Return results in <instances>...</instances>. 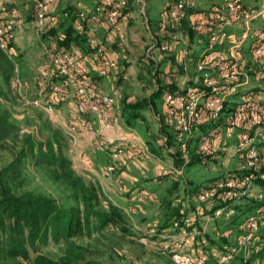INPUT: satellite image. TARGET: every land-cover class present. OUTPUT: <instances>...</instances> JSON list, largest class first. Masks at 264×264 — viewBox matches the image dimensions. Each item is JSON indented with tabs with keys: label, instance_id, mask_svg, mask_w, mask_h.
Listing matches in <instances>:
<instances>
[{
	"label": "rangeland",
	"instance_id": "rangeland-1",
	"mask_svg": "<svg viewBox=\"0 0 264 264\" xmlns=\"http://www.w3.org/2000/svg\"><path fill=\"white\" fill-rule=\"evenodd\" d=\"M163 1L147 0L145 7L140 4L135 7L136 15L133 19L135 22L132 23L133 20H131L127 26V38L128 28L135 24L139 29L137 32L142 35L146 47L148 46L149 34L146 30V19L151 24L152 29L155 28L160 21L161 2ZM245 1L252 8L264 6V0ZM15 2L18 5H15ZM85 2V0L80 1V3ZM25 4L26 1L24 2V0H0V25L5 22L6 18L12 17L15 21V38L10 41L11 45H8L7 50L0 48V116H6L10 124L8 134L4 140L0 141V172L16 162L18 153L23 146H26L27 137L30 136L38 142H45L47 139L53 138L54 134H61L64 141L62 143L63 151L70 161L72 171L86 181L101 187L106 198L103 200L104 207L107 208L108 202L122 207L127 223L135 233L133 238H135L136 244L134 245L121 242L118 237L119 234L114 228L93 233L90 238H86L83 242L91 251L83 264H176L169 252L164 251L166 244L174 241L179 243L181 239L180 230L173 226L175 221H179L183 227H187L186 223L189 221L190 226L196 228L197 233L189 240L190 247H186V249L191 247L200 249L207 258L206 264H264V207L248 213H244L243 209L245 208V199L264 202L263 188L254 181V190L251 191L250 196L228 206L226 202L221 201L224 194L218 187L220 183L240 178L243 174L242 169L246 167L244 163L245 153L243 151L236 152L230 148L235 147L240 142V135L246 132L243 127H238L241 122L238 120L235 108L242 105L247 107L252 101L259 106L264 104V89L258 88V90L253 91L252 88V83L255 81L263 83L264 86L263 79H259V81L254 79L255 68L250 71L242 69L241 83H247L249 87L243 88L244 84L239 87L243 89L240 90L238 96L234 94L226 98L227 113L222 115V117L224 116L222 119L214 122V127L209 124V129L202 132L198 131L196 134L194 132L188 141L187 152L180 149L176 136L173 134L171 145L168 146V149H164L161 157L153 155L150 158L143 154L137 160L124 157L119 162L120 164L116 165L117 169L114 172L106 174L105 168L108 164L113 163L111 162V154L115 145L120 144L127 150H130V146L127 142L119 140L114 144H105L106 147L97 150L96 146L100 137L96 126L90 128L89 131H79L70 135L68 128L74 123L71 113L76 105L75 92L72 89L67 92V101L60 105L56 104L55 112L52 114H47L32 104L33 98L42 95L41 90H44V93H49L51 86L58 81L52 75L54 67L46 50L54 49L59 44L45 38L44 33L37 30L34 24L33 3L29 1L30 5ZM25 6L26 12L24 13L21 7L25 8ZM3 9L5 11H2ZM13 9L17 10V14L11 16L10 12ZM252 28L255 31L264 30V20L254 21ZM153 31V33L159 32V29ZM251 42L248 41L244 45L246 55L241 57L242 60L244 57L248 61L251 59V54L247 53L252 48L248 45ZM157 53L163 55L159 50ZM157 53L154 56L156 61H149H152V65H150L152 72L154 66L159 65L161 71L164 69L161 67V62H157L159 60ZM133 57H137V59L134 58V63L121 61L128 78L119 83L115 81L114 90L117 91L121 86L124 95L131 100L144 96L150 97L158 88L157 81L154 82L152 77L141 79L140 76L144 70L141 62L142 56L133 55ZM259 60L264 62V57L259 58ZM44 72L49 73L50 80H47L43 85L44 87H41L39 84L42 83L41 76ZM7 74L8 77L6 78ZM168 74L171 75L172 80L181 78L183 75L181 71H171ZM163 75L165 76L162 74L160 78L163 79ZM16 80L21 83L20 92L15 90ZM99 85L107 91L112 90L110 82L99 81ZM180 87L185 88L186 86L182 84ZM236 96L237 98H235ZM146 116L153 132L160 134L158 138L165 135L160 129V120L152 109L146 113ZM123 124V132L121 129L113 128L107 134L108 138L115 140L128 135L133 140L132 142L138 146L143 144L148 146L143 126H140V130L126 125L124 121ZM215 128L218 129V133L222 134V138L221 141L216 142L215 151L206 156L207 153L200 152L199 146L203 140L209 138L210 135L207 134ZM166 130L172 132L171 127ZM248 135L254 136V128L250 129ZM262 136H257L256 141H254L259 152H264V132ZM166 145L168 143L158 144L164 148L167 147ZM182 154H184L183 157ZM182 158H186L187 163ZM197 158L199 161H196ZM89 161L90 163H88ZM193 162H200V164H192ZM163 163L175 168V175L158 180L157 178L162 173L161 166L164 165ZM262 166L264 165L260 164L257 170L245 172H253L256 175L255 178H258L261 175ZM19 170L21 175L15 177L13 183L9 179L12 174L11 171L5 172L3 177V180L11 185L15 192L32 191L51 197L64 206L70 204L66 201V189L61 183H56L53 180V175L48 168L36 167L31 158L26 157ZM173 183H177L178 188H181L179 193L173 189ZM208 192H215V195L202 202L200 195ZM224 199L227 201L228 198ZM167 201L171 203V207H167ZM223 208V214L218 217L215 216V210ZM178 209L183 218L174 219L167 225L165 220L168 212L172 210L171 213H173ZM229 210H234V212L230 213ZM250 216L256 218V229L243 227L245 220ZM233 220H235V224L232 225L230 222ZM7 237V233H0L1 248L6 247ZM210 237L213 245L208 240ZM220 238H225V241L220 240ZM64 248L63 243L51 242L46 246L40 245L37 249L28 247V250L32 261L39 254L57 258L64 252ZM226 253L230 258L227 261H222V258L227 255ZM0 264H29V262L22 259L5 260L0 253Z\"/></svg>",
	"mask_w": 264,
	"mask_h": 264
},
{
	"label": "built area",
	"instance_id": "built-area-1",
	"mask_svg": "<svg viewBox=\"0 0 264 264\" xmlns=\"http://www.w3.org/2000/svg\"><path fill=\"white\" fill-rule=\"evenodd\" d=\"M34 6V24L39 32L45 33L47 30H57L58 38L65 39V34L60 27L62 22L72 20L75 30L84 33L89 51L84 52L78 46L55 47L46 50L47 56L53 65V74L57 82L51 86L49 93L41 94L32 99V104L41 108L47 114L55 112L56 104L60 105L67 101V92L72 89L75 92L76 105L72 109L74 123L68 128L70 135L77 132H86L96 126L99 143L96 149H103L105 144H114L117 141H125L130 146V150L125 149L120 144L115 145L112 150L111 162L105 168V173L110 174L117 168L116 165L127 159L137 160L139 157L153 156L146 145H137L132 142L128 135L118 139H110L107 134L113 128L124 131V124L121 117V104L116 90L107 91L99 85L100 80L114 82L118 75L122 74L127 80V74L121 65V61L127 63L130 59L126 57L127 32L126 28L133 18V8L129 0H92L91 6H83L75 10H63L57 12L55 8L56 0H29ZM143 7L146 6L144 0H135ZM245 0H215L211 5V20L201 18L199 29L203 31L207 38V46L204 47L198 57L194 60L195 69L198 74L197 88H190L184 92L166 93L164 95L163 115L166 125L171 127L180 149L188 151V141L195 130L206 123L217 122L224 114L226 98L239 92L240 86H247L241 83L242 80V52L244 45L252 41L251 47L254 56L264 57V30L255 31L252 23L258 19L264 20V6L259 8L245 7ZM198 7L195 0H169L166 17L167 25L160 24L159 32L153 33L151 24L146 19V30L149 34V43L145 50V55L149 60L156 61L155 53L162 52L168 54L170 47L167 43H160V34L168 27L176 30L178 24L188 17V12L196 10ZM2 11H5L3 9ZM11 16L17 14V10L10 12ZM240 28L241 33L235 35L230 32V28ZM15 21L12 17L6 18L0 25V48L7 50L8 43L15 38ZM179 31V30H178ZM171 35L176 36L177 32ZM227 45L226 48L223 46ZM190 50L184 48L181 54L189 56ZM49 73L44 72L41 76V87L49 79ZM52 77V76H51ZM260 77L264 80V63L260 68ZM43 79V80H42ZM113 82V83H114ZM52 83V82H51ZM50 83V84H51ZM112 83V86L115 84ZM17 92L21 91V83L16 80L14 85ZM44 87V86H43ZM253 102V101H252ZM249 103L247 107L240 106L236 109L238 120L241 123L251 122L254 126V136L248 133L240 135V142L231 150L245 153V168L243 174L236 180H229L220 183L218 186L224 198L235 202L243 200L251 195L254 190L255 176L253 172L245 173L249 170H257L260 164L264 165V152H259L255 146L257 136H262L264 132V111L258 115L256 102ZM251 114V115H250ZM250 115V116H249ZM158 120H160V117ZM161 121V120H160ZM235 123V121H234ZM101 134V135H100ZM134 135V133L132 132ZM209 138L203 140L199 149L202 153L212 154L216 149V142L221 141L222 134L215 128L209 134ZM263 137V136H262ZM168 136L163 135L157 139V144L168 143ZM163 143V144H162ZM168 148V145H166ZM184 154H182L183 157ZM184 159V158H182ZM186 159V158H185ZM184 159V160H185ZM187 163V160H185ZM90 163V161L88 162ZM164 164V163H163ZM161 176L170 177L175 175V168L164 164L161 166ZM215 192H208L200 195V200L204 202L206 198L212 197ZM223 209L215 210V216H221ZM230 213L234 210H229ZM181 226L179 221H175L173 226L180 230L181 239L164 246L176 264H206L207 258L203 252L195 247H190L189 240L196 235V228ZM189 224V225H188ZM243 227L256 229V218L248 217ZM190 228V230H189ZM227 254V253H226ZM228 254L222 258L227 261Z\"/></svg>",
	"mask_w": 264,
	"mask_h": 264
},
{
	"label": "trees",
	"instance_id": "trees-1",
	"mask_svg": "<svg viewBox=\"0 0 264 264\" xmlns=\"http://www.w3.org/2000/svg\"><path fill=\"white\" fill-rule=\"evenodd\" d=\"M167 9L168 3L165 6L164 13H166ZM63 10H72V8H66ZM63 10L59 12H62ZM211 16V9L205 11H189L188 17L178 24L176 30H170L166 26L163 30L164 38L160 39V43L167 42L168 36H171L172 32L184 30L189 35L192 43H196L195 45L199 48L204 47V39L206 36L203 31L199 29L198 23L201 18L211 20ZM65 22L67 25L64 22L60 25L65 34V39L60 40L58 38L57 30L54 29L47 30L44 33V37L52 42L58 43L59 47L69 48L71 46H78L84 52H88L89 48L86 43L85 34L79 33L75 30L72 20ZM160 22L161 24L165 23L167 25L168 17L165 15ZM8 45H11V42H9ZM188 50L191 51V46ZM197 52L191 51L189 56L179 58L183 61L188 59L192 60L191 63H189L193 66L192 62H194L199 55ZM247 53L251 54V59L248 61L247 58L244 57L241 69L250 71L255 68L253 77L255 80L259 81V79H262L259 76V73L261 65L264 62L254 56L252 48H250ZM243 55H246L244 50L242 52V56ZM169 60L175 64L176 56H170ZM149 61L150 60L144 53L141 58L144 70L140 77L141 79L152 77L154 82L155 80L157 81L158 88L156 92H153V94H151L148 98L144 96L143 98L131 100L129 97L124 95L120 101L121 117L126 125L134 129L141 130L140 126H143L145 130L144 136L146 144L148 145L151 153L155 156L161 157L164 149L168 148L158 146L156 141L158 135L160 134L153 132L146 113L152 109L155 114L160 117V129L169 138L168 146L171 145L174 132L173 130L171 133L167 130L165 131V129H168L169 126L166 125L165 117L163 115L164 95L166 93L174 92L185 93L190 88L199 87V84L190 83L185 85V88H182L178 87L172 80V82L170 81V83H167L164 79L165 77L163 79L160 78L164 72H162L163 70L161 71V69L159 70V65L154 66V70L152 72V67H150V65H152V61ZM157 62L159 63L160 61L157 60ZM175 66L179 67V65ZM7 77L8 74L6 78ZM116 81L118 83L125 81L122 74L118 75ZM253 89V91L258 90V88ZM259 89L263 90L264 88ZM160 104L163 105L161 112L158 111ZM227 105L228 103L225 104L223 113H227ZM236 109L237 108H235V113ZM263 111L264 104L263 106L258 105V109L255 112L260 116ZM223 117H221V119ZM209 124H211L212 127L215 126L214 122L206 123L203 124L205 126L201 125L200 129H202V131L209 129ZM9 127L10 124L7 117L0 116V141L4 140L8 134L10 130ZM238 127H243L244 130H246L245 133H250V129L254 128L251 122L241 123ZM209 134L210 132L207 135ZM60 136V133L54 134L53 138L47 139L45 142H38L33 140L30 136L27 137L25 141L26 146H23L22 150L18 153V156L15 159L16 162L3 172H0V233L4 232L8 234L6 247L1 248L0 243V253L5 260L22 259L28 261L29 264H83L91 253L89 248L83 244L84 240L86 238H90L93 233L101 232L108 228H114L116 232H118V237L121 242H127L133 245L136 244V242H134L135 238H133L135 237V233L128 225L125 212L122 207L111 202H108L107 208L104 207L103 200L106 198L101 187L93 182L86 181L83 177L76 175L72 171L70 161L66 158L63 151V138ZM208 155L210 154H206V156ZM26 157L31 158L36 167L48 168L53 175V180L64 186L67 191L66 201L70 203L68 206H64L55 199L40 193L32 191L15 192L12 186L3 180L5 172L11 171L12 174L9 176V179L13 183L15 177H19L21 175L19 167L23 164ZM197 160L198 158L196 161ZM192 164H200V162H193ZM260 173L261 175L257 174L259 176L258 178H255L254 181L264 190V166H262ZM165 178V176H159L157 179L162 180ZM177 185V183H173L172 187L179 193L181 188H178ZM221 201L226 202L228 206L235 203V201L230 199L225 201L224 197ZM244 205V213H248L252 210L264 207V202L245 199ZM167 207H171V203L169 201H167ZM237 211H239L238 208ZM171 212H168L169 214L165 220L167 225L174 219L180 220L183 218L179 209L175 210L173 213ZM234 222L235 220L230 223L233 225L235 224ZM210 239L212 238H208V240ZM220 240L225 241V238H220ZM51 242L55 244H64V252L60 256L52 258L39 254L32 261L30 260L28 247L37 249L40 245L46 246ZM210 243H212V245L214 244L212 240H210Z\"/></svg>",
	"mask_w": 264,
	"mask_h": 264
},
{
	"label": "crops",
	"instance_id": "crops-1",
	"mask_svg": "<svg viewBox=\"0 0 264 264\" xmlns=\"http://www.w3.org/2000/svg\"><path fill=\"white\" fill-rule=\"evenodd\" d=\"M25 1H26L25 5H30L29 1L24 0V2ZM80 1L81 0H70V1L67 2L66 0H56L55 8L57 9V11H61V10L66 9V8L74 9V8H78V7L91 6L92 5V0H85L86 1L85 3H80ZM168 1L169 0H164L163 2H161L162 3V7H161V10H160V19H159L160 21L166 15V13H164L165 12L164 10H165V6L168 3ZM213 1H215V0H196L197 5H198L196 10H200V11L209 10L211 8V5H212ZM129 2L131 3L132 8H133V18H132V20H133L134 16L136 15L135 14V12H136L135 11V9H136L135 7L138 6V3L135 0H132V1L129 0ZM145 2H146V5H147V0H145ZM15 3H16L15 5H18L17 2H15ZM245 4H246L247 7H250L247 4V1H245ZM21 9H22V11H24V13L26 12L25 11L26 10V6H25V8L21 7ZM28 15L30 16L29 12H28ZM33 17H34V15H33ZM28 18H30V17H28ZM160 21L155 26V28H153V30H158L159 29V25L161 24ZM131 22L133 23L135 21L133 20ZM137 30H139V29L137 28V26H135V24L130 25V27L128 28V40H127V43H126V47H128L127 51H126L127 52L126 57L129 58L130 61L133 62V63H134V60L137 59V57H133V55L141 57L145 53V49H146V42L143 40L142 35L139 34V32H137ZM229 31L232 32V33L236 32L235 35H239L241 33V30L239 28H233L232 27V28L229 29ZM160 35H161L160 39L164 38L163 34H160ZM167 40L168 41L165 42V43H167L169 45L170 52L168 54H163L162 56L157 53L159 55V61L161 62V67H164V69L162 68L164 70V74H165V76H164L165 78L164 79L167 81V83H170V81L172 79H170L171 75H169L168 73H170L171 71L172 72H176V71H181L182 72L183 71L182 72L183 75H182L181 78H176V80H172L173 82H175V84L178 87H180V85H182V84L183 85H188L190 83H196L197 78H198V74H197L196 69H195V64H194L195 62H192L193 66H191L190 63H191L192 60H190V59H188L186 61L185 60L184 61L180 60V58L184 57L181 54V51L184 48L188 49L191 46V51L192 52H194V51L197 52L198 51L197 53H199L204 47L207 46V39L206 38L204 39V43H205L204 47L199 48V47H197V45H195L196 43H192L191 42V39H190L189 35L184 30H179L175 37L173 35L168 36ZM251 44H248V45L251 46ZM226 47H227V45L223 46V48H226ZM244 50H246L245 46H244ZM170 56L171 57H175L176 56V63L177 64L176 63L174 64V63H172L169 60ZM175 65H179L180 68L175 66ZM100 81L101 82H106L107 80H100ZM107 82H110V84L112 86V83L114 82V80H113V82L112 81H107ZM262 84L260 82H253L252 83V88H254V87L255 88H264V86ZM114 85L112 86L113 89L115 88ZM245 87H247V86H244L243 88H245ZM242 89H240V90H242ZM123 91L124 90L121 88V86H119V89L116 91V93L118 95V98L120 100L124 96V92ZM237 96L235 98H237ZM145 97L148 98V96H145ZM162 108H163V105L159 106L158 107V111L161 112ZM154 114H155V112H154ZM155 115H156V117H158L157 114H155ZM198 131L202 132V129L198 128L195 131V134Z\"/></svg>",
	"mask_w": 264,
	"mask_h": 264
}]
</instances>
